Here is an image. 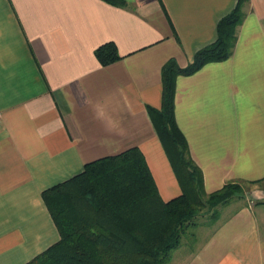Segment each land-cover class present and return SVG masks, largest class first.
<instances>
[{"label":"crops","instance_id":"1","mask_svg":"<svg viewBox=\"0 0 264 264\" xmlns=\"http://www.w3.org/2000/svg\"><path fill=\"white\" fill-rule=\"evenodd\" d=\"M124 2L0 0V264L58 240L41 193L88 161L136 146L162 200L180 193L147 107L162 64H188L237 0ZM242 11L231 55L176 77L174 118L204 190L243 191L212 223L194 219L163 264H264V0ZM107 41L120 58L101 65Z\"/></svg>","mask_w":264,"mask_h":264},{"label":"trees","instance_id":"2","mask_svg":"<svg viewBox=\"0 0 264 264\" xmlns=\"http://www.w3.org/2000/svg\"><path fill=\"white\" fill-rule=\"evenodd\" d=\"M123 6L124 0H104ZM246 0H237L216 26V38L180 66L168 58L161 67V102L147 111L163 146L180 193L164 201L144 155L136 146L88 161L82 171L41 193L58 231V240L23 264H163L194 218L240 195L243 185L228 181L206 192L200 168L174 118L175 79L231 53ZM101 65L120 58L116 44L94 49Z\"/></svg>","mask_w":264,"mask_h":264},{"label":"rangeland","instance_id":"3","mask_svg":"<svg viewBox=\"0 0 264 264\" xmlns=\"http://www.w3.org/2000/svg\"><path fill=\"white\" fill-rule=\"evenodd\" d=\"M222 212H223V210H222L221 205H220V207L218 208V210L215 213V215L217 214V217H218ZM210 214H211V212H208L207 211V212H205V214L198 215L194 219H196V220H203V218H204V219H208V222L207 223H209V222L212 223L213 220L216 219L217 217L214 218V219H211V215ZM205 229H206L205 226H200V227L197 228V230H202V231H204Z\"/></svg>","mask_w":264,"mask_h":264}]
</instances>
